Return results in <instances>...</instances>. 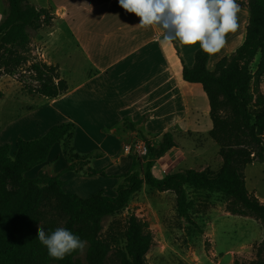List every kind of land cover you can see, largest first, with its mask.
<instances>
[{
  "label": "trees",
  "instance_id": "obj_1",
  "mask_svg": "<svg viewBox=\"0 0 264 264\" xmlns=\"http://www.w3.org/2000/svg\"><path fill=\"white\" fill-rule=\"evenodd\" d=\"M7 3V17L0 24V79L22 71L30 80L23 83L30 95L54 99L67 93L69 86L61 78L58 66L47 64L33 54L31 47L33 33L51 23L49 10L37 8L27 0ZM245 6L249 10L245 39L214 70L208 69L209 55L201 49L196 51L192 67L182 61L183 79L201 84L207 95L212 122L208 134L219 146L221 167L217 171L184 169L157 179L153 174L156 161L178 146L177 133L168 131L158 144L146 140L145 170L120 175L122 184L115 198L97 193L85 199L65 191L60 176L25 177L28 171L48 161L55 145L73 136V123L58 124L37 140L18 138L14 151L8 145H0V264H80L79 251L63 260L50 258L36 237L38 226L47 234L58 227L68 229L87 241L86 264H107L117 240L102 236L103 220L126 209L144 185L159 192H173L178 215L188 221L187 188H193L222 193L229 198V213L253 217L264 224V202L247 190L244 175L248 165L264 161V94L260 91L264 79V0H247ZM69 155L75 159L69 171H82L90 163L89 157H80L73 148ZM136 165L134 157L133 167ZM87 174L106 175L102 170ZM124 236V250L114 251L119 263L148 264L146 255L153 245V236L147 224L130 214ZM233 264H264V239L257 260H235Z\"/></svg>",
  "mask_w": 264,
  "mask_h": 264
},
{
  "label": "crops",
  "instance_id": "obj_2",
  "mask_svg": "<svg viewBox=\"0 0 264 264\" xmlns=\"http://www.w3.org/2000/svg\"><path fill=\"white\" fill-rule=\"evenodd\" d=\"M27 1L37 8L48 9L52 16L49 25L33 33V54L49 65L58 66L69 90L54 99L39 96L41 103L48 104L36 106L43 112L28 125L25 140L40 139L52 127L70 122L75 125V131L62 143L65 147L72 145L75 153H81L80 157H89L85 156L88 151L83 147L96 146L102 153L96 156L106 157L124 140L128 142L123 147L133 145L138 139L158 144L168 131L180 137L202 134V122L208 127L207 95L201 84L186 82L182 75V61L192 67L199 44L163 42L164 33L160 28L137 26L139 18L127 13L119 0ZM248 19L244 21L239 42L223 48L218 61L243 43ZM58 35L72 41L86 67L67 69L62 65L55 53L65 44L60 38L52 44ZM214 65L208 60L209 70ZM1 137L2 134L0 145H5ZM18 138L22 137L14 132L9 141L15 146ZM175 149L179 147L172 148L160 159ZM132 154L133 151L124 149L123 155ZM159 160L154 169H158ZM88 166L90 163L83 170Z\"/></svg>",
  "mask_w": 264,
  "mask_h": 264
},
{
  "label": "rangeland",
  "instance_id": "obj_3",
  "mask_svg": "<svg viewBox=\"0 0 264 264\" xmlns=\"http://www.w3.org/2000/svg\"><path fill=\"white\" fill-rule=\"evenodd\" d=\"M237 1L240 5L239 28L235 33L228 34L227 46L224 49L239 42V35L245 29L244 21L249 17V10L245 6L247 0ZM37 2L43 3L44 1L38 0ZM7 13L6 0H0V24L6 19ZM61 37L56 36L52 44L60 38V42L67 45L55 53L62 65L67 69L86 67L72 41ZM219 53L209 57V63L215 64L210 71L214 70L220 61H218ZM257 62L258 58L252 64L253 70ZM29 81L28 76L22 74V71H18L13 76L5 75L0 79V134H2V140L4 138L6 142L5 145L10 146L12 151L15 150V146L9 141L11 135L17 132L25 139L28 136V125L43 112L37 110L36 106L47 107L46 104H48L41 103L39 96L27 94L23 83ZM260 91L264 94V79L260 85ZM201 126L202 134L191 133L178 137L179 149H175L157 162L158 169L153 170L157 179H162L170 172L184 169L210 168L217 171L221 167L222 158L219 156V146L208 134L212 129L210 113L208 127H205L204 122ZM125 142L128 140L123 141ZM123 143L114 146L115 151L111 156L106 157L96 156L102 154L96 146L83 147L88 151L85 156L90 157V166L80 172L68 170V167L75 163V159L69 155L73 146L65 147L64 144L59 143L52 148L49 160L28 171L25 177L32 179L40 174H54L60 176L65 182L67 192L81 198L87 199L97 193L115 198L117 189L122 184L119 176L132 170L144 171L148 159L147 156L140 158L134 154L133 156L123 155ZM78 154L81 155V153ZM134 157L137 160L135 167H133ZM171 159L172 162H170ZM102 169L106 173L105 176L90 177L87 174L88 171ZM244 175L247 190L264 202V161H256L248 165ZM187 192L190 221L178 215L176 196L173 192H159L146 185L132 196L126 209L105 217L102 236L117 240L107 264H120L114 251L124 250L126 244L124 234L130 214L136 215L145 222L153 236V245L146 255L148 264H233L235 260L250 263L258 259V250L264 239V224L253 217L229 213L226 209L229 198L222 193L193 188H187ZM87 248L88 244L83 253L77 256L80 264H86Z\"/></svg>",
  "mask_w": 264,
  "mask_h": 264
},
{
  "label": "clouds",
  "instance_id": "obj_4",
  "mask_svg": "<svg viewBox=\"0 0 264 264\" xmlns=\"http://www.w3.org/2000/svg\"><path fill=\"white\" fill-rule=\"evenodd\" d=\"M119 5L139 18L137 26L160 28L163 42L199 44L209 56L219 53L227 43L228 34L239 28L237 0H119ZM36 237L54 260H63L77 251L83 253L87 246V241L64 227L47 234L38 226Z\"/></svg>",
  "mask_w": 264,
  "mask_h": 264
},
{
  "label": "built area",
  "instance_id": "obj_5",
  "mask_svg": "<svg viewBox=\"0 0 264 264\" xmlns=\"http://www.w3.org/2000/svg\"><path fill=\"white\" fill-rule=\"evenodd\" d=\"M124 149L127 152L133 151V153L140 158L148 156V146L144 139L136 140L133 145H126Z\"/></svg>",
  "mask_w": 264,
  "mask_h": 264
}]
</instances>
